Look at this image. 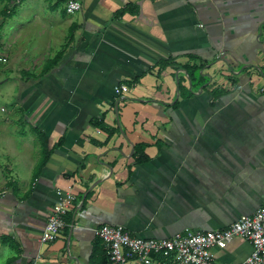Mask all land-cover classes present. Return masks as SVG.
I'll list each match as a JSON object with an SVG mask.
<instances>
[{
	"label": "crops",
	"instance_id": "obj_1",
	"mask_svg": "<svg viewBox=\"0 0 264 264\" xmlns=\"http://www.w3.org/2000/svg\"><path fill=\"white\" fill-rule=\"evenodd\" d=\"M68 1L0 0V264H106L105 223L164 238L263 206L264 0Z\"/></svg>",
	"mask_w": 264,
	"mask_h": 264
},
{
	"label": "built area",
	"instance_id": "obj_2",
	"mask_svg": "<svg viewBox=\"0 0 264 264\" xmlns=\"http://www.w3.org/2000/svg\"><path fill=\"white\" fill-rule=\"evenodd\" d=\"M79 0H69V11L80 9ZM127 84L116 86L117 92L128 90ZM49 218L41 232L42 241L57 239L67 223L65 215L74 206L75 197L58 191ZM107 254L106 264H229L222 263L213 249L224 248L236 238L251 242L252 252L239 264H264V205L253 214L242 215L232 224L218 229H189L170 237L144 238L133 235L124 225L105 223L96 229Z\"/></svg>",
	"mask_w": 264,
	"mask_h": 264
},
{
	"label": "trees",
	"instance_id": "obj_3",
	"mask_svg": "<svg viewBox=\"0 0 264 264\" xmlns=\"http://www.w3.org/2000/svg\"><path fill=\"white\" fill-rule=\"evenodd\" d=\"M72 34H73V28L71 27V29H70V33H69V37H71ZM62 54H63V50H61L60 52H58V53L56 54L55 58L53 59L52 64H54V62H56L58 59H60V57L62 56ZM51 66H52V65H51ZM51 66H49V67H51ZM49 67H47V68H49ZM100 126L103 127V128H106V126L103 124V122L100 124ZM88 194H90V192H89ZM104 264H105V263H104Z\"/></svg>",
	"mask_w": 264,
	"mask_h": 264
}]
</instances>
